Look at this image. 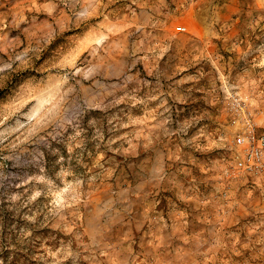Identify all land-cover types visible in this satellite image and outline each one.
Wrapping results in <instances>:
<instances>
[{
	"label": "rangeland",
	"instance_id": "obj_1",
	"mask_svg": "<svg viewBox=\"0 0 264 264\" xmlns=\"http://www.w3.org/2000/svg\"><path fill=\"white\" fill-rule=\"evenodd\" d=\"M247 118L264 0H0V264H264Z\"/></svg>",
	"mask_w": 264,
	"mask_h": 264
},
{
	"label": "built area",
	"instance_id": "obj_2",
	"mask_svg": "<svg viewBox=\"0 0 264 264\" xmlns=\"http://www.w3.org/2000/svg\"><path fill=\"white\" fill-rule=\"evenodd\" d=\"M247 130L236 136V143L245 146V153L238 158L236 168L238 170L252 171L264 167V133H259L251 118L246 119Z\"/></svg>",
	"mask_w": 264,
	"mask_h": 264
}]
</instances>
